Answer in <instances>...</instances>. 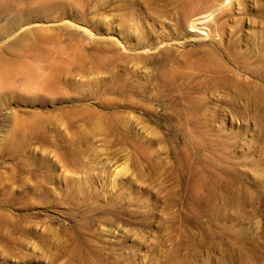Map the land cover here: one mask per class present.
<instances>
[{"label":"rangeland","instance_id":"1","mask_svg":"<svg viewBox=\"0 0 264 264\" xmlns=\"http://www.w3.org/2000/svg\"><path fill=\"white\" fill-rule=\"evenodd\" d=\"M8 58L0 264H264V0H0Z\"/></svg>","mask_w":264,"mask_h":264},{"label":"bare ground","instance_id":"2","mask_svg":"<svg viewBox=\"0 0 264 264\" xmlns=\"http://www.w3.org/2000/svg\"><path fill=\"white\" fill-rule=\"evenodd\" d=\"M10 22H11V25L14 26V25L17 24V19L16 18H12ZM13 61H14L13 58H8L5 61H1L0 60V64H5V65H8L9 66Z\"/></svg>","mask_w":264,"mask_h":264}]
</instances>
